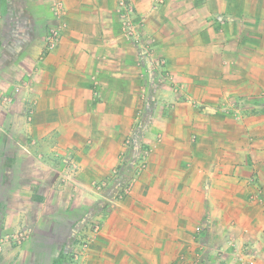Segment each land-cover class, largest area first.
<instances>
[{"label":"crops","instance_id":"crops-1","mask_svg":"<svg viewBox=\"0 0 264 264\" xmlns=\"http://www.w3.org/2000/svg\"><path fill=\"white\" fill-rule=\"evenodd\" d=\"M122 1L153 38L168 32L163 46L182 89L159 83L157 93L175 104L157 107L147 140L163 132L164 141L132 197L117 201L84 247L91 195L73 190L72 179L86 186L91 174L108 177L114 162L94 163L87 144L119 143L133 124L124 112L135 109L122 99L130 89L115 82L139 75L140 43L120 33ZM156 1L0 0V94L29 71L40 78L34 122L26 123L22 94L0 117V264H178L195 236L228 254L234 241L264 264V0ZM57 3L66 26L40 65ZM108 62L116 72L97 102L90 81L106 78Z\"/></svg>","mask_w":264,"mask_h":264},{"label":"rangeland","instance_id":"rangeland-1","mask_svg":"<svg viewBox=\"0 0 264 264\" xmlns=\"http://www.w3.org/2000/svg\"><path fill=\"white\" fill-rule=\"evenodd\" d=\"M165 2L166 0H157L155 4L158 8H160ZM50 10L54 18L53 22H51L50 18L46 17L47 22L44 25L46 26L45 30L47 32V38L49 33L51 32V29L55 27H61L63 33L66 26L64 21V13L66 10L65 7H63L62 9L63 14L61 13V15L56 14V8L53 4L51 5ZM122 10L123 9L121 8L118 11L121 24V35L127 42L140 43V49L139 47L135 46L136 49L140 51L138 52L139 62H137V66L139 67V75H137L139 77H137L136 75L135 78H126L125 76L122 77V79L115 80V82L118 81L119 86H123L125 89H130L129 94L125 93L122 96V99L126 106L131 107V109H135V111L127 110L124 112L127 120H129V118L133 119V124L132 126L130 125V132L126 131L127 128H125L124 137L119 143L112 142L110 144L108 141H105V139L100 143H95L92 140L87 144L88 148L91 147V150H95L98 152H95V154L96 157L99 158H93L91 161L100 164L102 168V164L106 162H109L110 164L113 161L114 165L110 166L111 172L108 177H100L91 174L89 178V184H86V186L78 184L72 179V183L74 184V186L72 185L73 190L77 191L80 189L84 194L91 195V197H89V200L87 201L90 204L86 208V210L89 211L87 216L88 218H90V222L87 225L86 230H89V228H92L97 224L100 226V230L102 217L106 216L111 211V209L116 207L117 201L125 203V201L129 200L132 197L136 183L140 180L142 174L149 168L150 158L152 154L164 141L163 132H158L155 137L150 139V141L147 140V138L149 137L150 129L148 128V126H150L149 124L151 123L152 115H155V113H159L157 111V107L164 105L172 107L175 104L171 102L169 103L170 100L167 99L169 95L163 93L164 91L157 93V87H159V83H163V85L167 83L175 93H179L182 89V83L180 82L179 77L170 68L169 65L170 55L168 50L170 48L168 47L167 50V48L163 46V44L166 42V37H168V32L158 30L155 32V37L153 38L148 29H145L147 24L146 18L137 15L135 12L136 10H134V13L131 15V21L135 26L138 39H132V37L128 36V30L125 28L123 20L124 13ZM55 47H57V45ZM3 50L7 53L8 51H11L8 50V47H3ZM52 50L46 51L45 47L44 52H42L39 56L40 65L44 62L46 56ZM173 55H178L180 58L181 50L176 51ZM125 58L127 59V57ZM4 60V56L2 57L0 55V65H3L5 63ZM105 65L106 67L103 68V76H105L106 78L104 79L99 76V74L94 73L90 81V85L93 90V96L97 102L100 97L102 98L101 87L103 86V83L111 81L110 72L115 73L117 68L114 63H111V66L109 62ZM125 66L126 71H128L127 67L130 66L129 62ZM137 70L138 69H136V71ZM29 72H27L24 77L16 81L14 84H10L9 88H2L0 94V117L2 118V120H7V113H5L3 110L8 109L14 102L15 93L17 96H21L22 94V97H24V99L26 98V108L24 113L26 123L30 124L34 122L35 117L38 113V97H36L34 91L36 92V83L40 78L38 79V77H36V69ZM131 73L132 70L129 71V74ZM126 74H128V72H126ZM133 88H135V90L138 89L139 92L130 94ZM128 123L129 121H125V126ZM112 129H114L115 131L118 130L116 126H113ZM102 133L103 132L101 131L98 132V134ZM2 135L5 134L2 133ZM0 140V147L2 148V146L5 144L1 138ZM108 153L113 154L112 156L116 155V158L105 157ZM78 163L79 161L77 159H72L73 176L79 169ZM116 177H118L117 182L120 185L118 187L119 189L115 192H111L110 194V182H112ZM80 215L81 214L79 212H74V214L72 213V216H75L77 218ZM21 233L25 234V231H22ZM21 233H19V237L22 240L23 237L21 236ZM86 236L87 234L85 233L83 239ZM186 244H188L187 252L182 253L178 257V264H230V258H232V260L234 258L237 264H249L250 261L254 262V264H259L258 256L255 253L249 251L250 249L248 250V252L246 249L242 248L239 249L240 251H237L238 248L234 241L230 243L232 255L228 254V249L226 248L204 249V247L201 245L200 238H198L197 236H195L193 240Z\"/></svg>","mask_w":264,"mask_h":264},{"label":"built area","instance_id":"built-area-1","mask_svg":"<svg viewBox=\"0 0 264 264\" xmlns=\"http://www.w3.org/2000/svg\"><path fill=\"white\" fill-rule=\"evenodd\" d=\"M56 8V14L61 15L63 6L61 3L55 4ZM121 8L123 9V20L125 28L128 30V36L132 37V39H138L137 33L135 30V26L133 22L131 21V15L134 13L133 8L128 5L126 2H121ZM63 14V13H62ZM62 28L61 27H55L51 29V32L48 35L47 38V44H46V51L52 50L59 42L61 38ZM99 225H94L92 228H89L87 236L83 239V246L88 247L91 243V240L96 232L99 231ZM249 264H254V262L250 261Z\"/></svg>","mask_w":264,"mask_h":264}]
</instances>
